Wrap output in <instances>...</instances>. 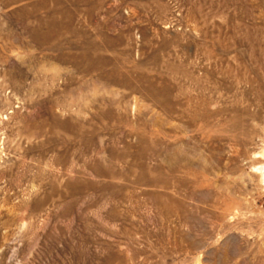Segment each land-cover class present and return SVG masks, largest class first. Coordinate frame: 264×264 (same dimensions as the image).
I'll list each match as a JSON object with an SVG mask.
<instances>
[{
	"label": "rangeland",
	"instance_id": "374dc122",
	"mask_svg": "<svg viewBox=\"0 0 264 264\" xmlns=\"http://www.w3.org/2000/svg\"><path fill=\"white\" fill-rule=\"evenodd\" d=\"M0 264H264V0H0Z\"/></svg>",
	"mask_w": 264,
	"mask_h": 264
}]
</instances>
